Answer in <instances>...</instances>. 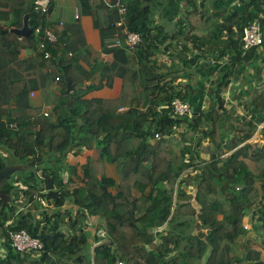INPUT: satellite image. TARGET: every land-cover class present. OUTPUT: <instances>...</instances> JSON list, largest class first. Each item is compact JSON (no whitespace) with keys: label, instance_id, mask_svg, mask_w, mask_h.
I'll return each instance as SVG.
<instances>
[{"label":"trees","instance_id":"16d2710c","mask_svg":"<svg viewBox=\"0 0 264 264\" xmlns=\"http://www.w3.org/2000/svg\"><path fill=\"white\" fill-rule=\"evenodd\" d=\"M74 1L79 10L93 9L92 0ZM117 1L97 11L112 41L122 34L115 21L107 22ZM218 1L180 0L182 15L170 29L165 21L157 24L153 0L130 1L124 27L140 41L132 50L109 48L114 63L94 85L97 77L80 65L93 57L83 51L78 22L53 29L56 42L47 46L52 56L44 60L36 50L42 16L32 4L24 10L0 0V171L22 167L0 180L7 197L0 198V248L21 231L43 244L39 252L0 258V264H233L231 247L242 238L245 263L261 264L242 220L248 216L264 238V144L242 145L237 135L250 139L264 124V37L259 53L241 47L243 29L264 0H240L239 11L223 17L213 13ZM26 14L32 29L41 27L28 40L10 32ZM27 49L36 56L22 57ZM195 56L204 60L197 73L189 62ZM210 61L225 63L214 80ZM239 70L248 87L232 105L224 93ZM114 77L122 80L118 98L99 105L84 98ZM34 91L36 101L30 98ZM175 101L189 104L194 116H175ZM11 123L16 130L8 129ZM260 135L264 140V125ZM172 136L181 142L178 154L170 149ZM203 140L211 148L208 161ZM82 150H94L96 157L81 169L83 185L70 188L76 173L66 157ZM189 168L192 174L186 172L174 190L172 181ZM94 218L102 227L92 234L88 223Z\"/></svg>","mask_w":264,"mask_h":264},{"label":"crops","instance_id":"0c3cea01","mask_svg":"<svg viewBox=\"0 0 264 264\" xmlns=\"http://www.w3.org/2000/svg\"><path fill=\"white\" fill-rule=\"evenodd\" d=\"M12 3L14 1V4L17 8H22L26 10V7L31 6L32 0H23L20 2L19 0H11ZM49 1V12L47 15L42 16L44 20V27L45 28H52V29H58V23L62 22L65 25L73 24L78 22L83 29L85 40H86V46L83 48V51L85 53L86 50L91 51V56L93 59H91L88 63V66L80 62V65L86 68V70L91 73L93 76L97 77V80L92 82L94 85H97L100 81L99 75L100 73L106 69L107 67L111 66L114 63V51L109 49V44L111 43L112 40V35H111V28L106 30L102 28L100 24V18L97 13L99 9H103L102 5L105 3V1L109 3L110 0H92L93 4V9H85V10H79L76 7L75 1L74 0H48ZM132 0H118L116 3H114V6H117V4L125 5L128 4ZM142 1V0H141ZM146 1V0H144ZM148 1V0H147ZM239 1L240 0H219L218 3L214 6V15L217 17H223L227 13H233L236 11H239L240 6H239ZM247 1V0H246ZM154 2V3H153ZM152 5L154 6V16L158 20L157 24H160L164 22L166 28H171L175 25V23L179 20V17L182 15V3L180 0H153ZM5 3L9 4V0H5ZM113 4V3H112ZM104 10V9H103ZM112 13L107 14V22L110 23L111 21L117 22L120 17L117 14V11L115 9H112ZM78 16L77 18L75 16ZM25 16V15H24ZM23 20V19H22ZM29 24V22H28ZM23 25V24H22ZM30 26V24H29ZM22 27V26H21ZM20 27V28H21ZM31 27V26H30ZM17 28V29H20ZM262 32H263V37H264V22L262 24ZM260 52V48H256V53ZM36 52L34 49H27L22 51L21 56L22 57H29V56H36ZM193 55V54H192ZM161 60H164L165 58H161ZM206 61V60H205ZM190 66L191 69L193 70L194 73L198 72L199 68V63L204 62L203 59H201L199 56H195L191 58ZM210 61V65L215 67V70L209 69L210 72H214L216 75H214L211 80H214L216 76L221 74V70L225 67L224 61H221L218 63L219 65L216 67L215 64H213ZM247 69V68H246ZM243 71V70H242ZM239 70L238 74L239 77L235 78L233 83H230L228 88H235L237 90V94L239 93L240 90H244V92L247 90L248 87V82L245 78V75ZM252 73L251 70L248 71V74ZM247 74V75H248ZM247 77V76H246ZM250 78V77H249ZM247 77V79L249 80ZM251 82H256L255 79H250ZM110 84H106V79L102 81V84L104 85L100 89H95V90H90L87 94H85L84 98L88 100H92L96 104H101L103 101H108V100H114L119 97L120 92H121V84L122 80L118 77H114L109 81ZM209 83V82H208ZM106 84V85H105ZM255 84V83H254ZM87 86V85H86ZM207 86V84L205 85ZM227 88V89H228ZM244 88V89H243ZM226 89V90H227ZM224 96L229 99V97L224 93ZM247 97V94L243 95L241 98L242 100H245ZM34 101L38 100V94L36 95L35 98H33ZM203 101H205V96L203 98ZM231 102V101H229ZM204 103V102H203ZM203 105V104H202ZM123 110L125 111L126 108ZM122 111V112H124ZM240 113L239 115H242V110H239ZM121 112V111H120ZM194 116V111L193 115ZM259 133V134H258ZM258 133L254 132L252 134V138L254 139H261L260 135V129L258 130ZM244 136L241 135L239 137L240 141L242 142V145L245 144H253L251 143V138L247 140H243ZM173 139L177 140L178 144L181 145V142L178 138L173 137ZM170 143V142H169ZM208 142H206L204 145H206V156L209 157L210 153V147L207 145ZM171 144V143H170ZM264 144V143H263ZM178 146V150H179ZM177 152L176 154H178ZM230 154V153H228ZM71 155V160L69 161L71 163H74L75 166L77 167L76 174L71 176V184H74L75 182L78 184V186L74 185V188L80 187L83 185V177H82V167L87 164L90 160L95 159L96 153L94 150H82L79 154H75L74 152H71L68 157ZM226 156V155H225ZM205 160V159H204ZM207 160V159H206ZM69 164V162H67ZM247 165L250 169H253L252 164L247 162ZM191 168L187 170L189 172ZM186 172V171H185ZM184 172V173H185ZM182 173L177 180H175V183H178L182 180V178H185L187 176ZM66 174V173H65ZM67 175V174H66ZM191 175V174H190ZM64 178V177H63ZM68 179L64 178V180ZM100 180V178H99ZM256 187L259 186V182H256L255 184ZM72 188V187H70ZM177 189V187H176ZM175 189V190H176ZM190 189L192 190L190 192ZM186 192L189 195H193V189L188 188ZM220 217V216H219ZM221 218V217H220ZM242 226L243 228L247 231V238L250 240V243L248 247L259 253V261L261 264H264V238H261L258 233L254 231V228L252 227L251 222L249 221L248 216L244 217L242 220ZM89 229L92 231V234L94 232H97L100 227H102V223L100 222L99 219L94 218L88 223ZM161 229V228H159ZM100 232V231H99ZM260 239L262 241L260 242ZM243 242L244 239H240L238 242L234 243L231 247L230 251V257H235L237 258V264H246L244 261V250H243ZM7 257H12V258H20V254L16 253L11 246H8L4 249L0 248V258L5 259Z\"/></svg>","mask_w":264,"mask_h":264},{"label":"built area","instance_id":"2783aa9c","mask_svg":"<svg viewBox=\"0 0 264 264\" xmlns=\"http://www.w3.org/2000/svg\"><path fill=\"white\" fill-rule=\"evenodd\" d=\"M106 5L111 7L106 1ZM33 11L40 15L45 16L48 14L49 1L48 0H32ZM117 11L120 19L115 23V28H122V34H114L113 41L109 44V47L112 48H121L125 47L129 50H132L140 41V37L136 33H130L124 27V19L123 16L126 13L125 5L117 4ZM78 17L77 15L75 16ZM264 20V4L260 12L254 17V19L248 21L243 29V36L241 38V47L244 52L259 47L263 42V33H262V21ZM63 25L62 22L58 23V27ZM41 27H37L34 30L35 33L40 32ZM42 42L38 44L36 48L37 52L42 55L44 60H48L51 58L52 54L47 49V46L50 44H54L56 42V34L52 28H45L43 31ZM123 35V36H122ZM58 50V49H56ZM67 57H71V53L67 54ZM55 81H58V78H55ZM37 92H31L30 98H35ZM173 109V114L175 116H186L187 118H192L193 110L189 104L182 103L180 101H175L171 104ZM123 111V109H120ZM44 116H47V111H45ZM10 130H16V123H11L9 125ZM158 137L157 135L155 136ZM102 235V234H101ZM10 246L11 248L18 254L23 253H32L39 252L43 248V244L40 240L30 237L27 233L14 232L9 236ZM121 264V263H119ZM237 264V263H233Z\"/></svg>","mask_w":264,"mask_h":264},{"label":"rangeland","instance_id":"374dc122","mask_svg":"<svg viewBox=\"0 0 264 264\" xmlns=\"http://www.w3.org/2000/svg\"><path fill=\"white\" fill-rule=\"evenodd\" d=\"M252 84H254L255 82H251ZM244 89V88H243ZM225 93H226V95L229 97V99H227L225 96V100H226V102L227 103H232V105H236L237 104V101H238V97H237V90L235 89V88H228L226 91H225ZM229 101H231V102H229ZM240 108H237V110H236V116H241V115H239V113H240ZM264 124H261L254 132H256V133H258V130L263 126ZM227 129L229 130L230 129V126L228 125L227 126ZM225 131V130H224ZM225 132H227V131H225ZM229 134H230V132H229ZM259 134V133H258ZM241 135H243V134H238L237 135V137L239 138ZM261 137V136H260ZM251 143H253V145H256V144H259V145H261V144H263L264 143V140H263V137H261V139L260 140H258V139H254V138H252V135H251ZM169 142L171 143L169 146L171 147L170 149H171V151H172V153H174V154H176L177 153V151H178V146H180L179 144H178V142H177V140H175V139H173V136H172V138H170L169 139ZM207 141L206 140H203L201 143H202V146H201V149H202V158L203 159H207L206 161H208L209 160V157L208 156H206V149H205V147H206V145H204L205 143H206ZM207 145H208V143H207ZM69 159L71 160V155L69 156V157H66V161L67 162H69V166L70 167H68V168H70V170L72 169L75 173H76V171H77V167L75 166V164L74 163H71L70 161H69ZM19 167V166H18ZM20 168H22V167H20ZM19 171V170H18ZM18 171H16V172H18ZM15 172V173H16ZM187 172V171H186ZM186 172L184 173V175H186ZM14 173V174H15ZM69 173V172H68ZM13 174V175H14ZM70 174V173H69ZM189 174H192L191 173V170L189 171ZM64 178H67V175L66 174H63L62 175ZM74 185H76V186H78V184L75 182L74 184H72V186H69V187H72V188H74ZM176 187H177V183H174V190L176 189ZM192 190L190 189V192H191ZM218 219H221L220 217H218ZM100 229H101V227H100ZM92 233V232H91ZM91 236V235H90ZM96 236H102V235H100V234H97L96 233ZM262 241V239H260V242ZM263 242V241H262ZM264 244V243H263ZM264 246V245H263ZM238 258V257H237ZM239 259V258H238Z\"/></svg>","mask_w":264,"mask_h":264},{"label":"water","instance_id":"95a60500","mask_svg":"<svg viewBox=\"0 0 264 264\" xmlns=\"http://www.w3.org/2000/svg\"><path fill=\"white\" fill-rule=\"evenodd\" d=\"M28 19H29V16L28 14H26L22 20V24H23L22 27L20 29H15V28L11 29L10 32L22 39H26V40L30 39L33 34V29L32 27L29 26ZM71 91H72L71 80L69 78H66L65 94H69ZM21 169L22 168L15 166V167L7 168L3 171H0V180L8 178L12 173H14L15 171L21 170ZM172 183H175V180H173ZM5 197H6L5 195L0 193V198L3 199V201L5 200Z\"/></svg>","mask_w":264,"mask_h":264},{"label":"clouds","instance_id":"9594fccd","mask_svg":"<svg viewBox=\"0 0 264 264\" xmlns=\"http://www.w3.org/2000/svg\"><path fill=\"white\" fill-rule=\"evenodd\" d=\"M258 48V47H257Z\"/></svg>","mask_w":264,"mask_h":264}]
</instances>
